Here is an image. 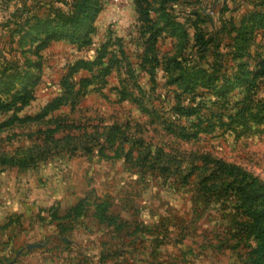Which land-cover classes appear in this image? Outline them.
<instances>
[{"label": "rangeland", "instance_id": "374dc122", "mask_svg": "<svg viewBox=\"0 0 264 264\" xmlns=\"http://www.w3.org/2000/svg\"><path fill=\"white\" fill-rule=\"evenodd\" d=\"M20 2L33 24L80 0ZM85 7L98 10L91 45L40 52L35 100L21 116L39 113L58 95L65 65L90 61L104 39H122L131 58L139 52L134 0ZM150 7L163 71L153 91L148 74L134 72L144 100L136 90L135 103L120 100L128 83L113 71L103 95L89 92L50 117L63 122L59 132L44 133L45 121L0 129V264H247L245 220L224 210L223 195L264 187V0ZM12 40L0 31V57Z\"/></svg>", "mask_w": 264, "mask_h": 264}, {"label": "trees", "instance_id": "16d2710c", "mask_svg": "<svg viewBox=\"0 0 264 264\" xmlns=\"http://www.w3.org/2000/svg\"><path fill=\"white\" fill-rule=\"evenodd\" d=\"M9 3L11 8H7ZM24 4H21L20 0H0V31L8 32L9 36L13 37L12 44L9 43L13 46L5 49L7 52L3 51L0 57V115L6 116L0 123V129H7L17 123L22 125L45 121V124H51L44 133L59 132L64 127L63 122L52 121L50 117L62 107L76 108L89 92L103 95L107 78L113 71L124 70V79L128 83L118 91L120 100L132 97V102L135 103L133 94L135 90L144 100L146 93L134 84L133 75L137 71L148 74L152 85L151 91L157 88V73L163 71L157 44L163 31L157 27L156 21L151 19L150 0H134L138 14L137 39L141 45L138 48L139 52L132 54L131 58L125 53L126 47L123 46L124 44L126 46V43L122 39L111 37L104 39L90 61L76 59L65 65V74L60 79L58 95L43 105L39 113L34 116H21L20 113L35 100V89L39 82L36 73L40 72L42 67L40 52L47 49L51 43L62 41L75 46L78 50L90 46L92 22L98 14L97 8L87 9L85 0H80L73 8L56 10L48 21L35 20L30 24L33 18L30 17L31 10ZM21 36L24 39L23 45L19 44ZM16 37L19 39L15 40ZM164 65L165 71L168 72L169 64ZM263 73L264 69L260 75ZM122 83L121 80V86ZM169 84H177V81L171 79ZM127 85L130 87L125 88ZM146 98L150 101L151 97ZM181 112L186 117L193 115V111L185 108ZM77 128L83 130L79 126ZM111 129L116 130L113 126L108 128L110 131ZM121 140L123 144L129 142V138L125 136ZM86 152H90V148H87ZM209 162H205L206 167L211 165ZM213 174L210 173V177ZM211 191V194L207 191L208 196L218 194L216 190ZM232 191L233 194L225 192L223 195L228 204L224 206V210L234 212L237 217L245 220V233L243 232L238 240L252 241L253 245L247 246L249 249L247 264H264V187L257 188V193L254 190L248 192L242 187L230 189V192Z\"/></svg>", "mask_w": 264, "mask_h": 264}, {"label": "crops", "instance_id": "0c3cea01", "mask_svg": "<svg viewBox=\"0 0 264 264\" xmlns=\"http://www.w3.org/2000/svg\"><path fill=\"white\" fill-rule=\"evenodd\" d=\"M7 8H11V4H10V3L7 5ZM50 45H51V44H50ZM50 45H49V46H50Z\"/></svg>", "mask_w": 264, "mask_h": 264}, {"label": "water", "instance_id": "95a60500", "mask_svg": "<svg viewBox=\"0 0 264 264\" xmlns=\"http://www.w3.org/2000/svg\"><path fill=\"white\" fill-rule=\"evenodd\" d=\"M29 248H30V247H29ZM16 258H17V255H16V257L13 259V261H11L10 263L14 262V261L16 260Z\"/></svg>", "mask_w": 264, "mask_h": 264}]
</instances>
